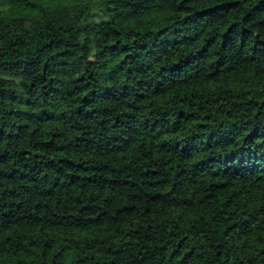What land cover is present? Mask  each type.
<instances>
[{
	"label": "trees",
	"instance_id": "obj_1",
	"mask_svg": "<svg viewBox=\"0 0 264 264\" xmlns=\"http://www.w3.org/2000/svg\"><path fill=\"white\" fill-rule=\"evenodd\" d=\"M0 264H264V0H0Z\"/></svg>",
	"mask_w": 264,
	"mask_h": 264
},
{
	"label": "rangeland",
	"instance_id": "obj_2",
	"mask_svg": "<svg viewBox=\"0 0 264 264\" xmlns=\"http://www.w3.org/2000/svg\"><path fill=\"white\" fill-rule=\"evenodd\" d=\"M95 20H96L97 22H104V21H106L107 19H105V18H101V17H98V16H95Z\"/></svg>",
	"mask_w": 264,
	"mask_h": 264
}]
</instances>
